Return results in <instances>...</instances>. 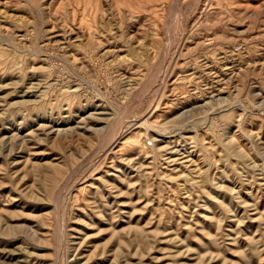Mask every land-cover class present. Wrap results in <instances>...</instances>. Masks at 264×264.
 <instances>
[{
    "label": "rangeland",
    "instance_id": "obj_1",
    "mask_svg": "<svg viewBox=\"0 0 264 264\" xmlns=\"http://www.w3.org/2000/svg\"><path fill=\"white\" fill-rule=\"evenodd\" d=\"M0 264H264V0H0Z\"/></svg>",
    "mask_w": 264,
    "mask_h": 264
},
{
    "label": "bare ground",
    "instance_id": "obj_2",
    "mask_svg": "<svg viewBox=\"0 0 264 264\" xmlns=\"http://www.w3.org/2000/svg\"><path fill=\"white\" fill-rule=\"evenodd\" d=\"M111 51V50H110ZM139 55V54H138ZM142 56V55H141ZM121 58V57H120ZM126 59V58H125ZM102 114V113H101Z\"/></svg>",
    "mask_w": 264,
    "mask_h": 264
}]
</instances>
